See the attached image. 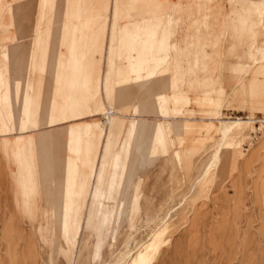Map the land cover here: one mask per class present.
Listing matches in <instances>:
<instances>
[{
  "label": "rangeland",
  "instance_id": "374dc122",
  "mask_svg": "<svg viewBox=\"0 0 264 264\" xmlns=\"http://www.w3.org/2000/svg\"><path fill=\"white\" fill-rule=\"evenodd\" d=\"M32 1L37 5L38 0ZM44 3L49 17L43 21L49 22L51 30L70 31L79 22L91 30L105 23L109 38L113 29L118 44L116 66L119 77L124 75L121 83L129 88L127 98L138 91L140 76L160 66L171 69L169 48L180 16L181 61L173 86L184 102L179 113L166 120V135L157 144L147 141L148 146L156 145V154L142 163L134 158L135 168L121 174L120 185L112 191L118 197L127 190V203L135 209L107 204L99 210L95 227L83 225L74 245L63 237L57 244L55 233L48 231L52 197H31V209L21 204L27 191L20 186L16 193L18 183L12 177L16 158L12 149L3 150L0 136V264H68L71 251L75 253L73 264H144L143 256L148 257L146 264H264V20L260 13L264 0H86L80 8L71 0ZM36 18L42 21L40 14ZM10 48L0 43V56ZM59 48L64 58L57 56V64L63 70L70 48L66 43H59ZM106 51L107 47L96 53L103 70L108 67ZM242 63L247 65L245 71H239ZM32 78L34 83L41 80L53 87L59 98L60 80L37 69ZM240 79H253L254 84L246 95L247 103L231 104ZM63 86L65 96L76 94L75 90L70 93L66 83ZM23 95L21 111L26 114L30 109ZM219 98L224 100L223 118L250 117L254 125L245 140L234 143V170L222 156L211 161L220 133L219 121L208 111L210 102ZM104 113L97 118L88 113L69 115L45 127L27 117L10 121L15 123V135L25 139L35 135L41 162L50 158L65 167L68 155L75 159L74 182L78 183L81 172L87 171L81 159L84 144L96 152L104 144L103 119L107 121L113 112ZM125 115L128 125L134 113ZM137 123L147 133L163 122L140 117ZM174 126L180 132L172 133ZM126 128L118 137V146ZM232 139H227L221 154ZM76 146L81 149L74 151ZM176 147L181 159L174 153ZM203 173L205 179L197 183ZM81 199L75 197L77 203ZM169 212L171 218H166ZM76 213L75 206L67 212L71 218ZM169 224L172 228L154 247L150 238ZM97 253L100 256L95 259Z\"/></svg>",
  "mask_w": 264,
  "mask_h": 264
},
{
  "label": "bare ground",
  "instance_id": "6f19581e",
  "mask_svg": "<svg viewBox=\"0 0 264 264\" xmlns=\"http://www.w3.org/2000/svg\"><path fill=\"white\" fill-rule=\"evenodd\" d=\"M71 1L80 8L86 0ZM44 2L45 0H38L36 5L32 0H0V43L11 47L4 56H0V113L3 115V127H0V132L15 134L16 127L11 125L10 120L16 118L21 109L19 88L22 83L25 91L23 98L27 101L28 108L32 113L34 110L40 111L43 117L37 121L44 127L56 124L69 115L77 116L81 113H88L92 118H97L102 117L104 111L105 116L108 115V110L113 112L111 116H107V121L103 119L105 140L101 150L96 152L95 148L84 144V155L81 159L86 163L87 171L81 172L78 183L74 182L77 176L75 159L68 155L65 167L60 163L55 164L54 160L50 158L41 162L35 140L32 146V167L34 170H31L22 181L16 178L21 160L18 158L15 160L17 168L12 171V177L18 183L16 193L19 194L20 186L25 187L24 190L27 191V196L21 198V204L31 209L34 207L31 197H52V206L47 215L50 224L48 231L55 233L57 244L63 237L67 243L74 245L83 225L95 227L98 223L99 210L105 208L107 204L124 206L128 211L135 209L134 205L127 203L129 197L127 190L120 192L118 197L112 191L120 185L119 176L128 171L130 173L135 168L134 158L138 163H142L156 154V145L148 146L147 141H154L157 144L158 140L166 135V120L176 116L179 113V106L184 102L181 94L174 92L173 86V72L179 61L178 41L172 42L169 48L172 55L170 54V64L168 65L171 69H163L160 66L153 70L154 72L150 71L151 74L140 76L136 81L138 91L132 92V95L127 98L129 88L124 85L125 82L121 83L115 61L118 46L115 32L111 29L107 50L108 67L105 71H101L97 67L95 54L104 46L107 26L103 23L89 30L78 21L79 23L73 24V27L69 29L71 31L70 49L64 62L62 86L58 98L54 95L52 87L40 85L41 80L36 81V85H31L32 72L35 69L51 74L54 80L57 79V74L60 72L57 64V50L50 53L49 64L47 63L49 66L45 67L46 35L51 28H49V22L43 21L49 17V9L45 8ZM260 13L264 20V5ZM37 14L41 15V22L34 19ZM181 20L182 18L177 16L173 35L180 34ZM44 22H46L45 29ZM9 30L16 31L18 37L6 38ZM31 32H36L37 37H26ZM67 35L69 36V34ZM12 41H15V47L11 46ZM250 57L254 58V55ZM8 62L12 67L10 72L7 71ZM238 68L239 71H245L247 65L242 63ZM149 69L146 72H149ZM63 83L70 87V93L75 90L76 94L65 96ZM238 83V88L233 91V97L230 98L231 104L247 103L246 95L252 88L254 80L240 79ZM170 90H172L171 93H169ZM91 101L94 102L90 109ZM209 105L211 107L208 111L209 115L219 121L218 130L220 133L215 152L211 155V161H217L222 156L227 166L234 170L237 166L234 143L237 140H245L250 130L254 129V125L250 117L248 120L223 118L224 100L222 98L212 100ZM128 111H132L134 115L127 125L125 114ZM140 117L163 123L159 124L158 128L144 133L137 123V119ZM125 126L127 127L125 137L118 146V137ZM180 130L179 126L170 128L172 133L180 132ZM231 138H233L232 141L221 154L227 139ZM173 145H175V139ZM80 149L79 146L73 148L74 151ZM174 153L181 159V151L177 147L174 148ZM205 177L204 173L201 174L197 183L202 182ZM89 180H91V184L88 183ZM77 196L82 197L79 203L75 200ZM113 200L116 202L113 203ZM72 206L76 207L77 213L71 218L67 212ZM167 217L171 218L170 212L166 215ZM101 223L104 222L100 221ZM171 228L169 224L158 234H153L150 239L153 241L154 247ZM99 256L100 254L97 253L95 259ZM74 257L75 253L71 251L67 255L68 264H73ZM147 259L148 257L143 256L141 262L146 264Z\"/></svg>",
  "mask_w": 264,
  "mask_h": 264
},
{
  "label": "crops",
  "instance_id": "0c3cea01",
  "mask_svg": "<svg viewBox=\"0 0 264 264\" xmlns=\"http://www.w3.org/2000/svg\"><path fill=\"white\" fill-rule=\"evenodd\" d=\"M34 19L35 20L37 19L36 16H35ZM56 31L57 30H55V31L54 30H50L48 35H46V42H45V48H46L45 67H47V63L49 62V56L51 55L50 53L55 52L56 50H57L56 52L60 53L57 56L59 58H64V55L62 54L63 51L59 48V45H58L59 43H66L67 44V48L68 47L70 48V38H71V34L70 33H71V31H66V30H63L62 32L61 31H57L56 32ZM106 33H107V31H106ZM67 34H69V36ZM252 35H253L252 37H254V35H255L254 31H253ZM110 36H111V30H110ZM5 37L14 39L15 37H18V35L16 34V31L9 30V34L7 36H5ZM26 37L35 38V37H37V34H36V32H31ZM59 37H61V38H59ZM174 38H175L176 41H178L177 51L179 53V58H178L179 61H178L176 69L173 72V80L177 76L178 71H179V65H180V61H181V48H182V43H181V40H180L181 34L174 35ZM104 39H105V43H104V46L102 47V49L107 47V50H108L110 37L107 38L106 36H104ZM15 45H16L15 41H12L11 42V46L15 47ZM102 49H100L97 53H100L102 51ZM95 56H96V54H95ZM95 60H96L97 67L99 68V70H101L102 68H100L99 63L97 62L98 59L96 57H95ZM106 61H107V51H106ZM11 68L12 67H11V64H10V70H11ZM101 71H105V70L102 69ZM62 75H63V70H60V72L57 74V79H55V80L56 81L60 80V82L62 83ZM31 85H36V83L33 82V79L31 80ZM40 85H44V84L40 83ZM22 87H24L23 83L20 84V88H19L20 97H22V95H23V88ZM52 89H54V88L52 87ZM60 90H61V87H60V89L58 91V94H59ZM93 102L91 101L89 103L90 109L92 108ZM20 103H21V99H20ZM21 110H23V109H20L19 114L17 115V117L18 116L19 117H27V118L36 119V120H39V119H41L43 117V115L40 113V111H37V110H34L33 113H32L31 110H29V111H27L26 114H24L23 111H21ZM89 117H91L90 114H89ZM262 117H264V115ZM2 118H3V115H2V113H0V127L1 128L3 127V119ZM11 125L15 126V123L11 122ZM52 125H54V124H52ZM8 135L11 136V137L9 138ZM0 136H1V139H2L3 150L5 151L7 149H12L15 158H18L19 160H21L20 163H19V170L16 172V176H17L16 178L21 180V181L24 180L25 176L27 174H29L31 170L32 171L34 170V168L32 167V165H33V163H32V146H33V141L34 140L37 142V138L33 134L29 139H25V138L20 137L19 134L15 135L12 132H4V133L2 132V134Z\"/></svg>",
  "mask_w": 264,
  "mask_h": 264
}]
</instances>
